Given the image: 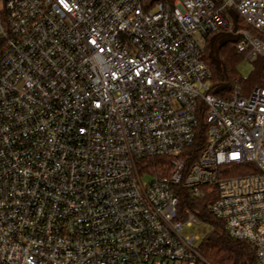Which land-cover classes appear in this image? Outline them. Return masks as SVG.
Masks as SVG:
<instances>
[{
	"label": "built area",
	"instance_id": "obj_1",
	"mask_svg": "<svg viewBox=\"0 0 264 264\" xmlns=\"http://www.w3.org/2000/svg\"><path fill=\"white\" fill-rule=\"evenodd\" d=\"M228 35L264 59V0H0V264H210L199 202L264 264V88L204 60Z\"/></svg>",
	"mask_w": 264,
	"mask_h": 264
},
{
	"label": "trees",
	"instance_id": "obj_2",
	"mask_svg": "<svg viewBox=\"0 0 264 264\" xmlns=\"http://www.w3.org/2000/svg\"><path fill=\"white\" fill-rule=\"evenodd\" d=\"M210 41L211 37L206 38L204 60L212 72L214 86L218 87L215 95L225 96L235 88H238L242 95H247L256 87L264 88V59H255L251 63V72L244 77L237 70L238 65L244 61L243 56L236 53L234 45L227 44L217 49L224 68V72H219L211 61ZM164 165L165 160L153 159L146 162L144 169L161 173ZM198 205L202 208L201 216H204L211 225V230L199 243L201 256L210 264H255L253 254L247 245L228 237L221 229V225L209 214L207 205L200 202Z\"/></svg>",
	"mask_w": 264,
	"mask_h": 264
},
{
	"label": "water",
	"instance_id": "obj_3",
	"mask_svg": "<svg viewBox=\"0 0 264 264\" xmlns=\"http://www.w3.org/2000/svg\"><path fill=\"white\" fill-rule=\"evenodd\" d=\"M155 1H160V0H155ZM229 14L231 15L233 21L235 22L237 19L236 14L233 11H230ZM235 42H236V37L234 35H228L227 37L223 38L220 41H217L216 37L211 38V41H210V48H211L210 57H211V61L214 64L217 71L224 72L223 65H222V63L218 57V54H217V49L224 47L225 45H227L229 43H235Z\"/></svg>",
	"mask_w": 264,
	"mask_h": 264
},
{
	"label": "rangeland",
	"instance_id": "obj_4",
	"mask_svg": "<svg viewBox=\"0 0 264 264\" xmlns=\"http://www.w3.org/2000/svg\"><path fill=\"white\" fill-rule=\"evenodd\" d=\"M152 9H154V6L151 7ZM206 44V41L204 42ZM237 70L239 72L240 75L242 76H247L251 70H252V64L242 61L238 67ZM150 177L148 175H145L142 177V182H149ZM208 229L209 227L203 224H200L198 227H193V228H186L184 229V233L186 235H196L199 236L200 238H202L206 233H208Z\"/></svg>",
	"mask_w": 264,
	"mask_h": 264
}]
</instances>
